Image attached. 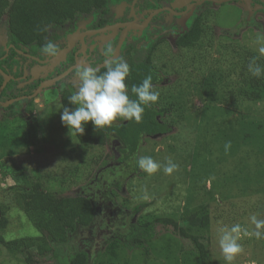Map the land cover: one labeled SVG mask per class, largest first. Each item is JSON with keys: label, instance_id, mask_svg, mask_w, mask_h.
Segmentation results:
<instances>
[{"label": "rangeland", "instance_id": "rangeland-1", "mask_svg": "<svg viewBox=\"0 0 264 264\" xmlns=\"http://www.w3.org/2000/svg\"><path fill=\"white\" fill-rule=\"evenodd\" d=\"M257 11L246 3L215 6L205 35L214 34L216 47H212L210 39H203L200 46L203 42L208 45L180 51L173 37L169 45L159 49L155 59L163 69L164 80L154 86L159 98L152 104L172 109L166 118L174 128L169 134L146 137L140 157L151 156L161 165L170 158L178 169L170 175L163 168L153 174L141 170L118 191L119 203L129 213L125 225L111 228L107 217H102L90 232L67 247L95 253L106 237H113L111 231L125 233L136 221L160 216L180 218L207 205L211 226L200 233L211 250L212 264H225L218 243L220 229L238 223L252 232L255 226L251 217L264 220V92L256 100L246 98L242 90L250 88L244 87L239 74L230 73L233 67L253 57L264 66V55L256 43L257 36L264 34V26L256 24L264 23V18ZM246 17L251 19L245 21ZM72 23L61 29V36H67ZM6 31L4 17L0 21V43L5 41ZM79 32L81 27L76 31ZM64 52L50 56L42 65L46 71L43 77L50 79L66 71L56 74ZM84 59L89 61L86 56ZM59 81L43 87L33 98L34 109L29 116L38 122L34 145L20 143L17 125L0 134V206L6 208L8 224L2 232L7 239L40 234L15 203V193L25 178L57 195L97 199L101 181L117 166L116 139L104 146L84 145L74 130L62 123L67 91ZM77 84L76 75L66 82L75 88ZM227 142L231 145L226 151ZM145 192L148 199H139ZM142 204L146 206L140 212L133 211ZM155 231L148 258L140 249H119L105 257L106 264H197L191 240L169 225H157ZM239 243L243 251L232 264H264V238L245 236L242 231ZM55 262L53 257H42L33 264ZM0 264L26 263L0 244Z\"/></svg>", "mask_w": 264, "mask_h": 264}, {"label": "trees", "instance_id": "trees-1", "mask_svg": "<svg viewBox=\"0 0 264 264\" xmlns=\"http://www.w3.org/2000/svg\"><path fill=\"white\" fill-rule=\"evenodd\" d=\"M112 1L114 0H0V21L5 17L10 41L6 48L0 47V101L7 102L32 94L46 80L43 76L34 79L31 71L48 57L42 53V47L51 40L57 44L58 52L61 51L66 46V41L61 37L60 31L66 24L91 13L109 12L108 6ZM205 22L208 20H195L192 27L179 37L176 48L180 51L186 48L198 49L196 45L200 46L203 39H210L209 43L216 47L214 34L207 37L205 35ZM105 23L106 21L101 24ZM203 45L208 44L203 42L200 47ZM160 48L162 46L156 43L140 45L132 39H127L124 45L121 42L118 44L112 60L124 57L130 66L126 84L131 99H136L130 91L131 86L139 85L145 77H152L153 87L163 82V69L155 59ZM70 58L68 64L57 68L56 74L65 71L74 62L73 56ZM108 62L97 68L95 63L93 68L102 73ZM248 63L249 60L233 67L230 73L239 74L244 87L246 85L250 88L242 90L244 94L241 95L256 100L263 95L264 76L253 77L247 71ZM71 75L69 73L59 81L60 84L63 83L61 88L66 86L64 91H67L63 108L70 109L73 106L67 98L75 91V87L66 85V82ZM33 109V98L0 107V133H7L17 125L20 129V143L26 147L34 145L38 137V122L35 117H29V112ZM171 110L168 106L158 107L150 103L145 106L139 122L118 118L110 126L97 129L88 122L83 134L73 129L79 142L84 145L104 146L112 138L119 142L116 148L117 166L105 181H101L100 195L97 199L87 195H57L41 183L32 184L25 178L24 184L15 193V203L40 234L7 239L2 232L8 224L4 215L6 208L0 206V244L14 258L18 257L26 264L36 263L42 257H53L56 264H106L105 257L119 249H140L148 258L156 237L155 228L161 224L174 227L183 238L191 240L197 252V264H212L211 250L200 233L211 226L207 205H201L180 218L160 216L152 220L136 221L125 233L111 231L113 237H106L95 253L76 246L67 247L69 242H78L84 233L90 232L102 217H107L111 228L125 225L129 213L120 205L118 191L132 177L141 174V169L136 166V159L140 157L143 140L146 137L169 134L173 130V123L166 118ZM144 206L146 204L138 205L133 211L140 212ZM18 253L23 254L22 257Z\"/></svg>", "mask_w": 264, "mask_h": 264}, {"label": "clouds", "instance_id": "clouds-1", "mask_svg": "<svg viewBox=\"0 0 264 264\" xmlns=\"http://www.w3.org/2000/svg\"><path fill=\"white\" fill-rule=\"evenodd\" d=\"M256 43L259 45V53L264 55V34L257 36ZM41 51L47 56L55 57L58 54V46L49 40ZM109 55H111L110 52ZM257 59L253 57L249 60L247 71L253 77L260 78L264 76V66L258 64ZM129 73L130 66L124 57L109 61L106 64V70L102 73L91 66L79 68L76 72L78 84L75 91L67 98L73 107L63 108L62 123L69 129H75L83 134L88 122H91L96 129L110 126L118 118L139 122L145 106L157 102L159 92L154 89L152 77L149 75L139 85L131 86L130 91L136 97V99H131L126 84ZM230 145L231 142L225 144L226 151ZM136 166L148 174H153L163 168V172L170 175L178 169V165L170 158L161 165L151 156L139 157L136 159ZM139 199H148L147 193L145 192ZM251 222L255 226L252 232L242 229L238 223L220 229L218 243L225 264H232L237 254L243 251L239 243L242 231L245 236H254L256 239L264 238V220L252 216Z\"/></svg>", "mask_w": 264, "mask_h": 264}, {"label": "flooded vegetation", "instance_id": "flooded-vegetation-1", "mask_svg": "<svg viewBox=\"0 0 264 264\" xmlns=\"http://www.w3.org/2000/svg\"><path fill=\"white\" fill-rule=\"evenodd\" d=\"M175 2L176 0H114L108 6L109 12H95L77 19L74 22L75 24L68 28L67 36H61L66 41V46L62 49L65 52L61 56L60 66L68 64L71 56H73L74 62L68 68L74 65L75 55L79 52V64L70 72L72 75L68 80L71 81L77 70L82 66L94 67L93 65L96 63L97 68L104 62L110 61L115 57L118 44L121 42L124 45L127 39H132L140 45L156 43L164 47L169 45L174 37L173 42L176 44L179 37L192 27L195 20H208L214 12H212L213 7L218 5L226 3L241 5L246 3L252 6L253 9L258 10L256 13L262 14L264 18V0H222L221 2H215V0H183L182 2L177 1L178 4H174ZM150 16L152 17L149 18ZM250 19L248 17L245 21ZM104 21L106 23L101 24ZM119 23H134L142 27L139 28L131 24L129 26H116L104 32L95 31ZM204 26L208 30L210 25L205 22ZM256 26L263 27L264 23L259 22ZM79 27H81V32L77 34L76 31ZM123 32L124 39L122 40ZM6 33L5 41L3 40L0 43V47L3 48H6L10 42L8 30ZM109 52L111 55H109ZM85 56L89 61H85ZM49 57L41 60L40 66L32 68V75L35 67L39 71L37 78L45 74L46 71L42 65L48 61ZM37 78L34 77V79Z\"/></svg>", "mask_w": 264, "mask_h": 264}, {"label": "water", "instance_id": "water-1", "mask_svg": "<svg viewBox=\"0 0 264 264\" xmlns=\"http://www.w3.org/2000/svg\"><path fill=\"white\" fill-rule=\"evenodd\" d=\"M177 1H179V0H176V2H175L174 4H178ZM221 1H222V0H221ZM221 1H217V0H215V2H221ZM151 17H152V16H150L149 18H151ZM131 24H133L134 26H137V27H139V28L142 27V26H140V25H138V24H134V23H119V24H116V25L105 26V27L100 28V29H97V30H95V31H97V32H104V31H107L108 29L114 28V27H116V26H120V25H122V26H129V25H131ZM82 41H83V39H82ZM78 54H79V52H77L76 55H75V60H76V61H75V64H74V65H72L71 67H69L65 72H63V73L60 74L59 76H56V77H53V78H50V79H48V80L43 81V82H42V83L36 88V90L34 91V93H32V94H30V95H24V96H20V97L13 98V99H10V100L7 101V102H1V101H0V106H2V107H7V106L11 105L12 103H14V102H16V101L24 100V99H31V98L36 97V96L40 93V91L42 90L43 87H45V86H47L48 84L53 83V82H55V81L61 80L62 78H64L65 76H67V75H68V74H69V73H70L75 67H77V65L79 64ZM112 59H113V58H112ZM112 59H110V60H112ZM107 62H108V61H107ZM105 63H106V62H104L101 66H103ZM37 74H38V68L35 67V68L33 69V75H34L35 78L38 77Z\"/></svg>", "mask_w": 264, "mask_h": 264}, {"label": "bare ground", "instance_id": "bare-ground-1", "mask_svg": "<svg viewBox=\"0 0 264 264\" xmlns=\"http://www.w3.org/2000/svg\"><path fill=\"white\" fill-rule=\"evenodd\" d=\"M183 0H179V2H182Z\"/></svg>", "mask_w": 264, "mask_h": 264}]
</instances>
